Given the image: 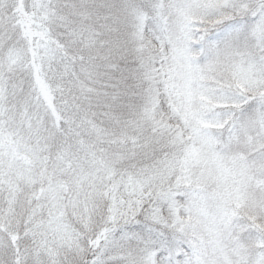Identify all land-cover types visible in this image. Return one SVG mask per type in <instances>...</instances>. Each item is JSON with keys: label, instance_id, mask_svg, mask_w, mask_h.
Listing matches in <instances>:
<instances>
[{"label": "snow or ice", "instance_id": "obj_1", "mask_svg": "<svg viewBox=\"0 0 264 264\" xmlns=\"http://www.w3.org/2000/svg\"><path fill=\"white\" fill-rule=\"evenodd\" d=\"M0 264H264V0H0Z\"/></svg>", "mask_w": 264, "mask_h": 264}]
</instances>
